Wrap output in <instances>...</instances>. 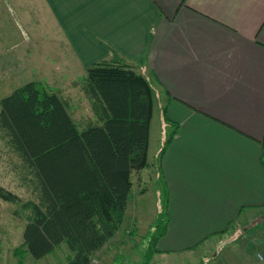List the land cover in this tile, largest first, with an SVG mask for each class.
Returning <instances> with one entry per match:
<instances>
[{
    "label": "crops",
    "instance_id": "crops-1",
    "mask_svg": "<svg viewBox=\"0 0 264 264\" xmlns=\"http://www.w3.org/2000/svg\"><path fill=\"white\" fill-rule=\"evenodd\" d=\"M11 2L34 45L47 46L48 89L69 113L87 68L108 63L131 68L153 89L148 154L152 122L155 156L170 131L162 107L177 125L161 158L168 224L151 263L264 264V0ZM148 166L147 155L146 167L130 175L129 196L145 193L135 179L142 184ZM150 171L157 179L156 166ZM134 227L123 231L124 250Z\"/></svg>",
    "mask_w": 264,
    "mask_h": 264
},
{
    "label": "trees",
    "instance_id": "trees-1",
    "mask_svg": "<svg viewBox=\"0 0 264 264\" xmlns=\"http://www.w3.org/2000/svg\"><path fill=\"white\" fill-rule=\"evenodd\" d=\"M79 87L94 117L82 128L67 103L40 81L0 99V132L36 198L23 204L29 214L14 253L19 259L28 253L40 260L64 244L70 252L65 264H91L122 226L131 173L147 165L153 105L149 82L131 68L98 63L87 68ZM160 116L170 126L156 156L157 178L165 186L161 158L177 125L168 121L164 107ZM261 162L264 166V140ZM0 197L18 201L1 189ZM167 204L165 191L139 264L151 263L157 242L166 234Z\"/></svg>",
    "mask_w": 264,
    "mask_h": 264
},
{
    "label": "rangeland",
    "instance_id": "rangeland-1",
    "mask_svg": "<svg viewBox=\"0 0 264 264\" xmlns=\"http://www.w3.org/2000/svg\"><path fill=\"white\" fill-rule=\"evenodd\" d=\"M19 17L21 18V14L18 13V9L15 8L11 0L9 2L8 0H0V99L10 95L15 89L28 82L40 81L47 88L48 83H50L47 73V54L44 53L47 46L37 47L34 45L35 37L31 34L32 31H29L27 24H22ZM39 49L42 50L43 54L36 51ZM66 83L71 88V82L68 80ZM70 95L73 96V99L69 95L66 97H70L69 99L74 102L77 101V95ZM83 98L84 95H80L77 101V109L70 112L73 120L80 128L88 122L94 121L89 103L88 101L84 102ZM154 105L155 110H157L156 99H154ZM157 126L158 123L155 119L152 122L149 154L147 153L149 166L145 172L140 174L142 184L138 185V179H135V187L145 188L146 191L142 195L136 194L135 191L131 192L133 195L129 196L124 222L119 234L113 239L116 244L105 250L100 260L94 256L92 261L96 258L100 264H139L142 262L146 235L151 224L154 223V218H156L155 212L157 214V211L164 205L162 181L158 178L153 179L150 173V169L155 168L157 164V155L152 153V148L156 143L152 139L158 136L159 131ZM0 189L15 195L18 199L17 202H11L0 197V264H65L66 255L69 252L64 244L40 260H34L28 253L24 255L23 259H19L14 254L22 243L25 218L29 214V210L23 208V204L36 202V198L32 187L23 181L20 160L7 148L4 135L1 132ZM133 224L135 225V235L128 236L129 240L132 239L133 244L130 243L128 248L124 250L120 247L121 243L119 242L124 238H122L123 231L126 228L131 229ZM254 231L256 230L251 232ZM132 232L129 230L128 233L131 234ZM109 250L112 251L108 252ZM221 263L218 262V264Z\"/></svg>",
    "mask_w": 264,
    "mask_h": 264
},
{
    "label": "built area",
    "instance_id": "built-area-1",
    "mask_svg": "<svg viewBox=\"0 0 264 264\" xmlns=\"http://www.w3.org/2000/svg\"><path fill=\"white\" fill-rule=\"evenodd\" d=\"M257 258H258L259 260H262V257H261L260 255H257Z\"/></svg>",
    "mask_w": 264,
    "mask_h": 264
}]
</instances>
